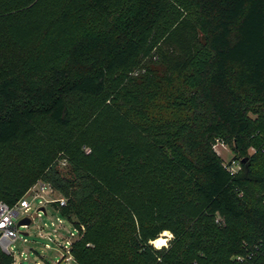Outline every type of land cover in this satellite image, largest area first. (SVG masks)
Here are the masks:
<instances>
[{"label":"trees","instance_id":"16d2710c","mask_svg":"<svg viewBox=\"0 0 264 264\" xmlns=\"http://www.w3.org/2000/svg\"><path fill=\"white\" fill-rule=\"evenodd\" d=\"M39 180L78 264H264V0H0V200Z\"/></svg>","mask_w":264,"mask_h":264},{"label":"built area","instance_id":"2783aa9c","mask_svg":"<svg viewBox=\"0 0 264 264\" xmlns=\"http://www.w3.org/2000/svg\"><path fill=\"white\" fill-rule=\"evenodd\" d=\"M65 164V160L61 161ZM230 173L235 172L239 166L238 162L232 160L231 163L225 165ZM55 189L46 182L36 181L26 193L13 205H9L6 202L0 200V249L12 257L11 264H21L14 259L13 247L17 241L26 242L24 233L19 231L18 222L24 218H30V225L33 224L34 216L40 218L42 214L48 216V206H50L51 211L55 214L53 217L50 214V223L42 222L41 224H36L37 234L39 237L47 238L49 241L53 242L55 247H59L61 251L60 260L65 263L70 261H75L71 254L72 244L79 239L81 236L82 227L78 228L70 220H67L60 215V208L66 205V199L63 196L60 197H50L49 194ZM37 200V207L34 210V214H30L31 205ZM67 222L71 228L66 226ZM216 222H220L217 218ZM48 229L49 234H45L44 231ZM27 235V234H26ZM59 241H58V240ZM61 241V242H60ZM46 249H50V244H44ZM23 255V259H27V255L24 252L20 253ZM238 260L241 258L236 257ZM58 261V262H59ZM32 264H40L39 261H35Z\"/></svg>","mask_w":264,"mask_h":264},{"label":"rangeland","instance_id":"374dc122","mask_svg":"<svg viewBox=\"0 0 264 264\" xmlns=\"http://www.w3.org/2000/svg\"><path fill=\"white\" fill-rule=\"evenodd\" d=\"M252 118H255L256 116L251 115ZM213 149L216 151V153L222 158V161L225 165L228 163H231L234 157V153L229 145H224L220 142H216L215 145L213 146ZM254 150L249 149L248 152L252 153ZM59 169H62L61 172L65 173L67 170L66 165L62 164V162H58ZM66 167V168H65ZM41 181V180H39ZM47 183V182H46ZM50 197H60L63 196L56 190L51 192L49 194ZM37 207V200L34 201L31 205V209L29 211L30 214H34V210ZM48 216L42 214L40 218L36 217L33 215L34 221L33 224H24L22 227L19 228V231L21 233H25L23 237L26 238V242L22 241H17L14 244L13 253H14V259L17 262H21V264H32L35 261H39L40 264H78L76 261H70L69 263H65L63 260H60V254L61 251L59 250V247H55L54 243L49 241L47 238L44 237H39L37 234V229H36V224L42 223L43 221L46 223H50V214L54 217L56 213L54 211L52 212L50 209V206H48ZM30 219V218H29ZM31 222V221H30ZM66 223V226L68 228H71L70 225ZM168 232V231H167ZM45 234H49L50 231L46 229L44 231ZM169 233V232H168ZM27 234V235H26ZM166 245L168 244V240L172 238V235L169 233V235L166 237ZM58 240V239H57ZM59 241V240H58ZM61 242V241H60ZM49 243L50 244V249H46L44 244ZM164 245V246H166ZM24 252L28 256V260L23 259V255L20 253ZM59 261V262H58Z\"/></svg>","mask_w":264,"mask_h":264},{"label":"bare ground","instance_id":"6f19581e","mask_svg":"<svg viewBox=\"0 0 264 264\" xmlns=\"http://www.w3.org/2000/svg\"><path fill=\"white\" fill-rule=\"evenodd\" d=\"M168 235L169 233L167 231H164L163 233H161V235L158 238L152 241V244L157 248L166 245V241H167L166 237ZM161 241H163V243H161Z\"/></svg>","mask_w":264,"mask_h":264},{"label":"water","instance_id":"95a60500","mask_svg":"<svg viewBox=\"0 0 264 264\" xmlns=\"http://www.w3.org/2000/svg\"><path fill=\"white\" fill-rule=\"evenodd\" d=\"M30 223V219L29 218H24V219H21L19 222H18V226H22L24 224H29ZM25 234V233H24Z\"/></svg>","mask_w":264,"mask_h":264},{"label":"snow or ice","instance_id":"6c2138e0","mask_svg":"<svg viewBox=\"0 0 264 264\" xmlns=\"http://www.w3.org/2000/svg\"><path fill=\"white\" fill-rule=\"evenodd\" d=\"M161 243H163V241H161Z\"/></svg>","mask_w":264,"mask_h":264}]
</instances>
